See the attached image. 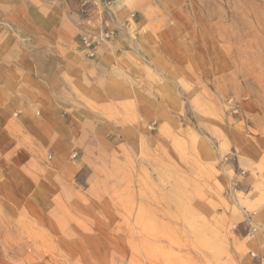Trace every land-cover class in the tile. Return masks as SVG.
Wrapping results in <instances>:
<instances>
[{"label":"crops","instance_id":"1","mask_svg":"<svg viewBox=\"0 0 264 264\" xmlns=\"http://www.w3.org/2000/svg\"><path fill=\"white\" fill-rule=\"evenodd\" d=\"M85 1L16 0L11 13L0 14V247H11L10 261L25 246L13 236L14 210L34 214L38 207L46 214L65 188L78 197L100 177L89 167L100 165L105 150L109 163L111 152L130 148L137 133L147 140L145 165H156L158 174L162 135L177 134L168 122L194 98L195 63L172 46L148 41L156 32L142 29L146 19L138 0ZM103 18L115 36L88 58L79 38L97 33ZM202 74L211 91V59ZM236 99L249 124L222 129L218 141L198 147L181 142L186 152L177 161L186 155L187 175L173 168L172 178L210 179L200 193L205 202L227 200L230 193L235 211H216L221 232L235 219L230 264H264V97ZM187 197L189 213L195 212L197 196ZM203 211L211 207L204 204Z\"/></svg>","mask_w":264,"mask_h":264},{"label":"rangeland","instance_id":"2","mask_svg":"<svg viewBox=\"0 0 264 264\" xmlns=\"http://www.w3.org/2000/svg\"><path fill=\"white\" fill-rule=\"evenodd\" d=\"M138 1L146 19L142 29L156 32L148 41L189 57L197 73L193 100L174 123L168 122L177 134L162 135L159 173L156 165H145L147 140L141 133L130 148L111 152L109 163L105 150L100 165L89 167L100 177L78 197L65 188L46 214L38 207L34 214L14 210L13 236L25 246L15 261L8 259L11 247H0V264H219L220 259L230 264L229 230L235 219L229 218L228 232H221L216 211H235L234 197L229 193L227 200L205 202L203 189L210 179L173 181L172 173L187 175L186 155L177 161L186 152L181 142L198 147L218 141L222 129L246 127L249 121L236 97H264V0ZM14 2L0 0V14L11 13ZM167 40L176 43L167 45ZM210 59L211 91L202 74ZM230 155L225 158L232 160ZM2 169L0 164V174ZM187 195L197 196L195 212L187 209ZM204 204L211 212L203 211Z\"/></svg>","mask_w":264,"mask_h":264},{"label":"built area","instance_id":"3","mask_svg":"<svg viewBox=\"0 0 264 264\" xmlns=\"http://www.w3.org/2000/svg\"><path fill=\"white\" fill-rule=\"evenodd\" d=\"M105 3H111L114 0H101ZM85 2H89L86 0ZM100 30L92 35H82L79 40L84 50L86 57L93 58L96 54V47L101 42L112 39L115 36V29L111 25V21L108 18H103L100 23Z\"/></svg>","mask_w":264,"mask_h":264}]
</instances>
